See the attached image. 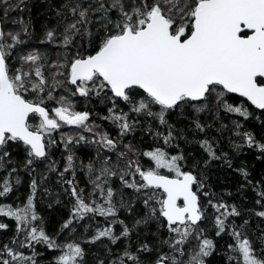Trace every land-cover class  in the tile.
Masks as SVG:
<instances>
[{
    "label": "snow or ice",
    "instance_id": "1",
    "mask_svg": "<svg viewBox=\"0 0 264 264\" xmlns=\"http://www.w3.org/2000/svg\"><path fill=\"white\" fill-rule=\"evenodd\" d=\"M31 7L0 0V264H264V0Z\"/></svg>",
    "mask_w": 264,
    "mask_h": 264
},
{
    "label": "trees",
    "instance_id": "2",
    "mask_svg": "<svg viewBox=\"0 0 264 264\" xmlns=\"http://www.w3.org/2000/svg\"><path fill=\"white\" fill-rule=\"evenodd\" d=\"M31 15L33 18V23L36 24L37 27V31L39 32L40 26L45 18V13H44V9L46 7V0H31ZM13 15H15V13H13ZM25 17L28 16V13L25 12L24 13ZM248 162L252 165H254L255 167V171H254V175L258 176L262 170V168H264V164H262L261 161H257L255 160L253 157L249 156L247 157ZM216 176H220L221 177V181L223 183H232V178L231 176H225L224 174L221 173H215L213 176V180L216 179ZM26 190V184H24L23 180H22V186H21V192L23 193ZM219 190V189H217ZM43 207H46V205H42ZM67 211V209L61 204V205H57L56 206V210H48L47 215L49 216L50 221L53 224H56L61 216Z\"/></svg>",
    "mask_w": 264,
    "mask_h": 264
}]
</instances>
